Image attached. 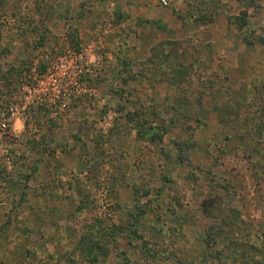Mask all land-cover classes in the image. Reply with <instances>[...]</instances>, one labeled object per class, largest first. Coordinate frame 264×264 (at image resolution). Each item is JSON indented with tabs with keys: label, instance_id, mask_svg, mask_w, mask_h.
I'll return each instance as SVG.
<instances>
[{
	"label": "rangeland",
	"instance_id": "obj_1",
	"mask_svg": "<svg viewBox=\"0 0 264 264\" xmlns=\"http://www.w3.org/2000/svg\"><path fill=\"white\" fill-rule=\"evenodd\" d=\"M99 30L91 92L17 123L0 264H264V0H0V102Z\"/></svg>",
	"mask_w": 264,
	"mask_h": 264
},
{
	"label": "built area",
	"instance_id": "obj_2",
	"mask_svg": "<svg viewBox=\"0 0 264 264\" xmlns=\"http://www.w3.org/2000/svg\"><path fill=\"white\" fill-rule=\"evenodd\" d=\"M172 0H161L167 5ZM104 36L97 31L94 39L80 49L67 47L56 53L42 51L31 62L22 90L0 102V167L12 165L14 153L10 145L17 135L19 122L28 111L40 104L57 109V115L70 107L73 100L83 97L91 88L89 79L102 68Z\"/></svg>",
	"mask_w": 264,
	"mask_h": 264
},
{
	"label": "trees",
	"instance_id": "obj_3",
	"mask_svg": "<svg viewBox=\"0 0 264 264\" xmlns=\"http://www.w3.org/2000/svg\"><path fill=\"white\" fill-rule=\"evenodd\" d=\"M245 19V18H243ZM146 23H149L151 25L155 24L156 21L154 20H150V19H146L145 20ZM76 35V34H75ZM72 46L77 48V49H80L81 48V45H80V38L77 37L74 42L72 41ZM15 76V75H14ZM3 78H5L7 81V86H9V82L11 80V77H7V76H4ZM20 80V79H19ZM21 82V81H20ZM22 83V82H21ZM12 85V84H11ZM134 116L136 114H133ZM151 115H153L152 117L154 118V113H152ZM165 122L163 121L162 124H164ZM162 124H153V123H150V121L148 120V118H144L142 119V121L140 123H138L139 125V130L138 132L140 131L141 134H144V135H149L150 136V140L152 141H163V137H164V134H166V132L168 131V127L165 126V125H162ZM186 142L184 140H176L175 141V146L179 152V156H182V155H185L187 150L190 149L191 145H188V144H185ZM230 219V222L232 221V217H229ZM141 219V215L140 213H137V215H134V221L135 222H139ZM234 221V219H233ZM224 222L226 223V225H230V223L228 221H225ZM137 231L134 230V233H136ZM115 233L114 231L110 230L107 232L106 230V233H103L102 236H101V240L102 238L106 237L105 239H107V237H109L111 240L115 237ZM84 238H86V236H84ZM90 238V237H89ZM91 239H93V237H91ZM109 239V240H110ZM94 240V239H93ZM108 240V239H107ZM114 240V239H113ZM100 241H97L95 242V245L99 248L101 245H100ZM146 253H149L151 257H155L157 255L156 252H150V249H147ZM92 260V263H95L97 261V257H92L91 258ZM129 264V263H127Z\"/></svg>",
	"mask_w": 264,
	"mask_h": 264
}]
</instances>
